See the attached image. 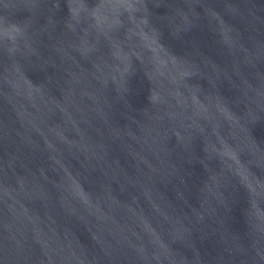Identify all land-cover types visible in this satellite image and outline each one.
Wrapping results in <instances>:
<instances>
[{"label": "water", "instance_id": "1", "mask_svg": "<svg viewBox=\"0 0 264 264\" xmlns=\"http://www.w3.org/2000/svg\"><path fill=\"white\" fill-rule=\"evenodd\" d=\"M67 2L0 0V264H264V0Z\"/></svg>", "mask_w": 264, "mask_h": 264}, {"label": "clouds", "instance_id": "2", "mask_svg": "<svg viewBox=\"0 0 264 264\" xmlns=\"http://www.w3.org/2000/svg\"><path fill=\"white\" fill-rule=\"evenodd\" d=\"M118 0H101V3L89 9L84 0H79V6L74 7L68 2L66 7L69 14L68 27L73 28V22L79 23L82 14H86L92 19L97 28H103L105 25L109 27L120 25V15L128 14L134 10L131 0H127L128 6L121 5L118 9L119 15L113 21L109 19V14L113 16V9L117 6ZM101 6H103L101 8ZM58 7V5H57ZM105 9L108 10L106 13ZM27 38V26L20 25L13 21L0 17V46L6 47L9 54H15L20 49V42Z\"/></svg>", "mask_w": 264, "mask_h": 264}]
</instances>
